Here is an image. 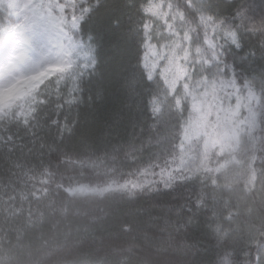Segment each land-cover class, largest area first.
I'll return each instance as SVG.
<instances>
[{
	"label": "snow or ice",
	"instance_id": "snow-or-ice-1",
	"mask_svg": "<svg viewBox=\"0 0 264 264\" xmlns=\"http://www.w3.org/2000/svg\"><path fill=\"white\" fill-rule=\"evenodd\" d=\"M0 264H264V0H0Z\"/></svg>",
	"mask_w": 264,
	"mask_h": 264
}]
</instances>
